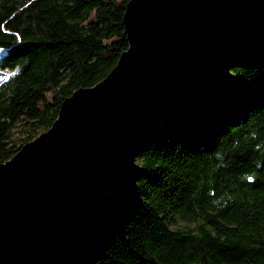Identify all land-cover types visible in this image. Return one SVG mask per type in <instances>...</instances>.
<instances>
[{"label":"trees","instance_id":"trees-1","mask_svg":"<svg viewBox=\"0 0 264 264\" xmlns=\"http://www.w3.org/2000/svg\"><path fill=\"white\" fill-rule=\"evenodd\" d=\"M129 1L0 0V163L117 64ZM224 77L140 144L141 206L93 264H264V47Z\"/></svg>","mask_w":264,"mask_h":264},{"label":"water","instance_id":"water-1","mask_svg":"<svg viewBox=\"0 0 264 264\" xmlns=\"http://www.w3.org/2000/svg\"><path fill=\"white\" fill-rule=\"evenodd\" d=\"M129 47L57 119L0 163V264H93L142 197L153 126L217 93L238 49L264 47V0H130Z\"/></svg>","mask_w":264,"mask_h":264}]
</instances>
